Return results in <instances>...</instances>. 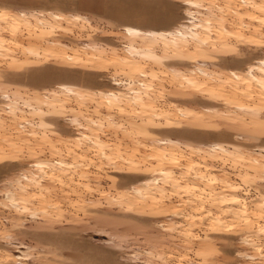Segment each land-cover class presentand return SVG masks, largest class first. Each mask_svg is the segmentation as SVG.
Masks as SVG:
<instances>
[{
  "label": "rangeland",
  "instance_id": "obj_1",
  "mask_svg": "<svg viewBox=\"0 0 264 264\" xmlns=\"http://www.w3.org/2000/svg\"><path fill=\"white\" fill-rule=\"evenodd\" d=\"M0 264H264V0H0Z\"/></svg>",
  "mask_w": 264,
  "mask_h": 264
},
{
  "label": "bare ground",
  "instance_id": "obj_2",
  "mask_svg": "<svg viewBox=\"0 0 264 264\" xmlns=\"http://www.w3.org/2000/svg\"><path fill=\"white\" fill-rule=\"evenodd\" d=\"M184 4V3H183ZM125 30H130V29H125ZM128 33L130 32V31H127ZM132 32V31H131ZM130 32V33H131ZM132 34V33H131ZM165 34V33H164ZM163 35V34H162ZM238 78V77H237ZM193 83V82H192ZM194 86V85H193ZM195 87V86H194ZM159 143V142H158Z\"/></svg>",
  "mask_w": 264,
  "mask_h": 264
}]
</instances>
